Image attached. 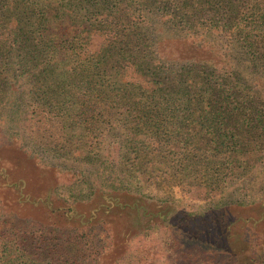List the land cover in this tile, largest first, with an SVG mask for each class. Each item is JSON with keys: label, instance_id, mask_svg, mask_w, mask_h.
Instances as JSON below:
<instances>
[{"label": "trees", "instance_id": "trees-1", "mask_svg": "<svg viewBox=\"0 0 264 264\" xmlns=\"http://www.w3.org/2000/svg\"><path fill=\"white\" fill-rule=\"evenodd\" d=\"M154 2L160 9L155 21L147 16ZM262 47L264 7L255 0H0V91L5 89L4 97L11 99L7 104L22 109L17 80L24 75L30 81L32 111L46 113L44 119L52 125L51 112L74 107V92L94 95L98 89L91 82L100 81L115 96L110 114L124 118V108L131 105L127 115L139 121L130 149H149L147 154L158 143L144 140L160 138L161 126L144 127L153 122L152 115L160 118L178 109L189 113L191 107L201 108L206 97L213 109L222 99L228 106L235 99L239 108L242 93L236 80L241 72L251 73L248 61ZM5 79L10 81L7 88ZM243 93L259 101L247 87ZM224 111L230 117L239 114ZM253 120L240 123L238 117L240 128L229 137H244L242 126ZM44 129L47 137L53 135ZM184 134L190 135L189 130ZM119 170L103 166L99 171L105 180L91 185V195L69 200L53 191L56 166L29 155L14 140L0 145V200L50 232L73 229L83 235L103 226L108 240L99 254L112 256V264L141 226L153 225L166 228L179 247L204 260L199 264H225L226 256L233 264H264V191L253 202L186 213L134 191L114 178ZM125 170L132 174L136 168ZM113 178V185H106ZM132 212H141L146 220L135 223Z\"/></svg>", "mask_w": 264, "mask_h": 264}, {"label": "rangeland", "instance_id": "rangeland-1", "mask_svg": "<svg viewBox=\"0 0 264 264\" xmlns=\"http://www.w3.org/2000/svg\"><path fill=\"white\" fill-rule=\"evenodd\" d=\"M170 1L165 0L166 4ZM255 1L264 7V0ZM156 5L154 2V6L147 7L152 9L150 14L144 10L153 21L157 18L155 12L160 10ZM260 49L257 58L248 61L251 73L241 72L236 80L242 93L239 108L235 107V99L230 106L222 99L216 101L213 109L206 104L209 101L206 97L198 110L191 107L188 113L178 109L160 118L152 115L153 122L147 121L151 124L144 127L153 124L161 127H157L160 138L155 143L144 140L147 144L158 143L150 154H147L149 149L144 151L142 147L138 152L130 149L139 118L127 115L131 105L124 108V118L110 114V103L115 96L112 98L104 83L91 82L98 89L92 96H75L74 92L70 97L74 107L51 112L54 121L49 125L44 119L46 113L39 109L32 111L30 81L24 75L17 80L22 88L21 110L13 103L7 104L11 99L4 97L5 89L0 91V145L17 140L29 155L54 164L57 184L53 191L69 200L91 195L90 189L105 180L99 170L108 165L113 169L119 167L114 178L129 183L134 191L166 200L174 209L186 213H201L236 201L253 202L264 191V96L259 98L264 94V53H261L264 47ZM4 82L7 88L10 81L5 79ZM257 85L260 90L254 88ZM246 87L259 101H250L243 93ZM135 110L133 107L134 114ZM224 110L239 114L230 117ZM238 117L240 123L254 120L249 126L241 125L246 130L244 137L230 138V131L240 128L236 124ZM228 119L231 124L226 125ZM44 128H49L53 135L47 137ZM186 130L190 135L184 134ZM51 137L54 141L47 144V138ZM132 165L136 170L130 174L125 169ZM114 178L106 185H113ZM145 217L141 212L131 213L135 223H142ZM107 238L104 227L98 225L83 235L73 229L50 232L39 222L20 218L0 200V264L34 261V264H112V256L99 254ZM116 254L114 264H199L204 261L179 247L171 233L159 225L141 226L140 232ZM225 261V264H233L229 256Z\"/></svg>", "mask_w": 264, "mask_h": 264}]
</instances>
